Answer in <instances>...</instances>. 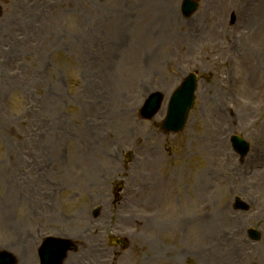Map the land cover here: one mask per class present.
Returning a JSON list of instances; mask_svg holds the SVG:
<instances>
[{
  "label": "rangeland",
  "instance_id": "1",
  "mask_svg": "<svg viewBox=\"0 0 264 264\" xmlns=\"http://www.w3.org/2000/svg\"><path fill=\"white\" fill-rule=\"evenodd\" d=\"M181 1L0 0V246L16 223L24 235H61L92 219L104 235L137 230L149 247L145 234L158 264L167 245L182 264H227L228 253L260 264L264 0H202L190 19ZM189 72L195 108L183 132L163 134L164 114L149 121L140 109ZM236 197L251 210L235 211ZM181 216L200 222L196 236Z\"/></svg>",
  "mask_w": 264,
  "mask_h": 264
},
{
  "label": "bare ground",
  "instance_id": "2",
  "mask_svg": "<svg viewBox=\"0 0 264 264\" xmlns=\"http://www.w3.org/2000/svg\"><path fill=\"white\" fill-rule=\"evenodd\" d=\"M163 8H166L167 7V9H165V11H166V15H167V17H169V15H171V14H173V11L168 7V5H166V4H164L163 6H162ZM171 11H172V13H171ZM171 18V17H170ZM170 20V19H169ZM165 28H166V37H169V38H173L174 40L177 38V37H179L177 34H175L174 33V35H172V31H170V34L168 35V32H169V30H168V25H165ZM242 256H243V254H241ZM246 255V254H245ZM235 256H236V254L235 253H228V258H229V261L227 262V264H234L235 262H236V260H235ZM245 258V256L242 258V259H244ZM257 259H259L260 260V264H264V252H262V255L259 257V258H257Z\"/></svg>",
  "mask_w": 264,
  "mask_h": 264
},
{
  "label": "water",
  "instance_id": "3",
  "mask_svg": "<svg viewBox=\"0 0 264 264\" xmlns=\"http://www.w3.org/2000/svg\"><path fill=\"white\" fill-rule=\"evenodd\" d=\"M191 4V3H190ZM191 5H193V4H191ZM189 85V84H188ZM185 88V85L183 86V89ZM187 90H186V88L178 95L179 96V100H181L182 101V98L184 97V96H187ZM193 94H194V91L192 92V97H193ZM159 97H160V95H153L152 96V98L151 99H153V102L151 101V107L153 108V110L156 108V106H157V103L159 102ZM191 97V100H187V101H185L184 103H186V104H188L189 105V108H188V110H187V112H186V114H185V116H184V121L187 119V116H188V113H189V109H191V106L193 105V99L194 98H192ZM190 101V102H189ZM189 102V103H188ZM188 105L186 106V108L188 107Z\"/></svg>",
  "mask_w": 264,
  "mask_h": 264
}]
</instances>
